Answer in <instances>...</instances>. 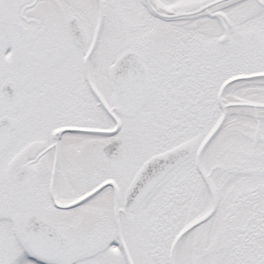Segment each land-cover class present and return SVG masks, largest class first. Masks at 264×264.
<instances>
[{"label":"snow or ice","instance_id":"snow-or-ice-1","mask_svg":"<svg viewBox=\"0 0 264 264\" xmlns=\"http://www.w3.org/2000/svg\"><path fill=\"white\" fill-rule=\"evenodd\" d=\"M0 264H264V0H0Z\"/></svg>","mask_w":264,"mask_h":264}]
</instances>
